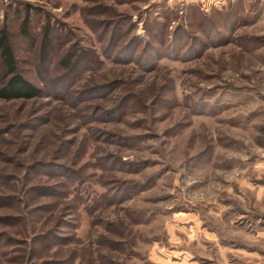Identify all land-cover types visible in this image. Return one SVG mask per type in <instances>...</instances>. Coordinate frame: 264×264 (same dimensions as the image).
I'll list each match as a JSON object with an SVG mask.
<instances>
[{
  "label": "rangeland",
  "instance_id": "374dc122",
  "mask_svg": "<svg viewBox=\"0 0 264 264\" xmlns=\"http://www.w3.org/2000/svg\"><path fill=\"white\" fill-rule=\"evenodd\" d=\"M3 26L45 94L0 100V264H264V0H0Z\"/></svg>",
  "mask_w": 264,
  "mask_h": 264
},
{
  "label": "trees",
  "instance_id": "16d2710c",
  "mask_svg": "<svg viewBox=\"0 0 264 264\" xmlns=\"http://www.w3.org/2000/svg\"><path fill=\"white\" fill-rule=\"evenodd\" d=\"M29 10L30 9H27V13L21 23V28L24 31L29 27ZM70 58L71 57H69V59ZM69 59L67 58L66 60L63 61L66 67H70L73 64L70 63ZM44 94H45L44 89L37 86L30 80H28L19 69L17 59L13 52L10 33L7 27L3 26L2 28H0V100H4V101L27 100V99L42 97L44 96ZM40 165L42 164L37 163L34 164V167ZM55 166L57 165H54V167ZM53 173L57 174V176H61L64 173L67 176H69L71 171L65 172V170H61V168H57L54 170ZM35 189H37V191H40V189H44V188L35 187ZM48 192H51V190L48 189ZM43 208L44 210H46L48 206L45 205L43 206ZM36 237L41 238L42 235H37ZM53 237L57 238L58 240L65 239V237H61V236L58 237L53 236ZM49 264H54V263L49 261Z\"/></svg>",
  "mask_w": 264,
  "mask_h": 264
}]
</instances>
